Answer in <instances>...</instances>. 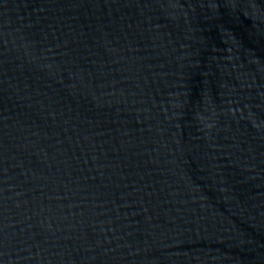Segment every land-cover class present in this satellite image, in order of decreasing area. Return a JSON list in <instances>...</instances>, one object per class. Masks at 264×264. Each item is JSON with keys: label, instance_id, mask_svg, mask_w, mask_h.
<instances>
[{"label": "water", "instance_id": "95a60500", "mask_svg": "<svg viewBox=\"0 0 264 264\" xmlns=\"http://www.w3.org/2000/svg\"><path fill=\"white\" fill-rule=\"evenodd\" d=\"M0 264H264V0H0Z\"/></svg>", "mask_w": 264, "mask_h": 264}]
</instances>
